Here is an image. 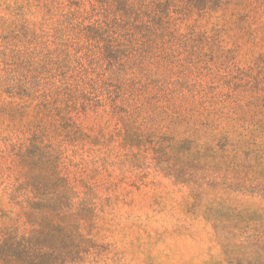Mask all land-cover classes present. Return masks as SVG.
I'll use <instances>...</instances> for the list:
<instances>
[{
    "label": "rangeland",
    "instance_id": "374dc122",
    "mask_svg": "<svg viewBox=\"0 0 264 264\" xmlns=\"http://www.w3.org/2000/svg\"><path fill=\"white\" fill-rule=\"evenodd\" d=\"M44 254L264 264V0H0V264Z\"/></svg>",
    "mask_w": 264,
    "mask_h": 264
},
{
    "label": "trees",
    "instance_id": "16d2710c",
    "mask_svg": "<svg viewBox=\"0 0 264 264\" xmlns=\"http://www.w3.org/2000/svg\"><path fill=\"white\" fill-rule=\"evenodd\" d=\"M29 257L31 264H51L52 261L51 257L48 256L47 254H44L42 258H35L31 255ZM64 260L66 261L65 257H62V255H60V262L64 263ZM17 264H26V256H22L21 258H19Z\"/></svg>",
    "mask_w": 264,
    "mask_h": 264
}]
</instances>
